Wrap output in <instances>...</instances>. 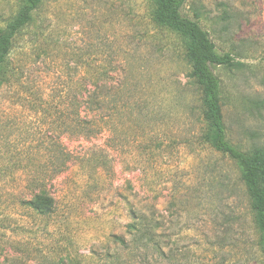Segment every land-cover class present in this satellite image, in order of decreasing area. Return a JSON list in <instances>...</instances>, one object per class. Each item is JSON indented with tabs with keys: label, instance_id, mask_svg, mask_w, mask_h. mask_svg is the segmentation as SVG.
I'll list each match as a JSON object with an SVG mask.
<instances>
[{
	"label": "rangeland",
	"instance_id": "374dc122",
	"mask_svg": "<svg viewBox=\"0 0 264 264\" xmlns=\"http://www.w3.org/2000/svg\"><path fill=\"white\" fill-rule=\"evenodd\" d=\"M24 3L0 0V30ZM154 10L41 0L14 39L0 75V264L101 263L140 215L161 233L148 264H264L240 171L206 138L186 39ZM182 12L241 64L213 69L228 140L264 147V0H187ZM94 84L124 89L96 116L102 132L71 140L69 97Z\"/></svg>",
	"mask_w": 264,
	"mask_h": 264
},
{
	"label": "trees",
	"instance_id": "16d2710c",
	"mask_svg": "<svg viewBox=\"0 0 264 264\" xmlns=\"http://www.w3.org/2000/svg\"><path fill=\"white\" fill-rule=\"evenodd\" d=\"M186 1L153 0L154 17L158 24L186 39L191 76L202 88V115L207 123L206 138L215 150L235 161L254 210L255 226L260 245L264 249V147L244 151L228 140L220 104L221 83L213 70L215 67L233 68L241 64L230 53H220L200 23L183 14L182 8ZM40 2L41 0H25L14 18L0 30V75L4 71L6 57L12 49L14 39L31 21ZM199 14L195 11L196 17ZM106 74L102 71L99 76L106 78ZM107 85L94 84L93 90L88 91L85 98L79 97V94H83L80 89L70 95L69 111L63 120V125H66L64 132L69 139H89L102 132V120L100 122L96 116L104 110L112 111L113 107L109 106L115 104V97L124 89L122 85ZM88 113L93 115L89 116ZM57 151L60 153L59 149ZM60 154L64 163L73 159L71 152L66 149ZM160 234L157 228L148 226L145 218L140 215L136 221L128 224L125 235L113 237L114 251L107 252L101 263L94 261L92 264H130V261L138 264H148L150 261L158 263L163 256ZM44 262H48V259H44Z\"/></svg>",
	"mask_w": 264,
	"mask_h": 264
}]
</instances>
